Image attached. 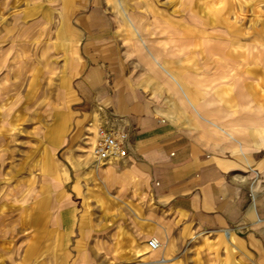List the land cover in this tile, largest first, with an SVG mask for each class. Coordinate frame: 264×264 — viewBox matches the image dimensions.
Wrapping results in <instances>:
<instances>
[{
  "label": "rangeland",
  "instance_id": "1",
  "mask_svg": "<svg viewBox=\"0 0 264 264\" xmlns=\"http://www.w3.org/2000/svg\"><path fill=\"white\" fill-rule=\"evenodd\" d=\"M215 2L123 5L152 49L206 91L211 106L226 108L225 124L242 138L252 124L264 125V97L251 100L264 75L246 73L205 46L204 38L215 32L203 30L202 19ZM89 3L112 17L109 34H84ZM222 3L238 4L243 19L237 28L253 31L254 44L263 49L264 0ZM83 56L107 64L128 85L169 81L118 0H0V264H261L241 230L234 227L230 244L223 230L206 232L155 201L145 170L129 157L95 158L98 122L77 124L66 90L67 62ZM246 66L261 70L256 62ZM221 78L237 82L223 86ZM222 89L225 99L213 100ZM107 117L103 110L101 120ZM154 238L161 249L150 247ZM214 238L221 244L210 246Z\"/></svg>",
  "mask_w": 264,
  "mask_h": 264
},
{
  "label": "crops",
  "instance_id": "2",
  "mask_svg": "<svg viewBox=\"0 0 264 264\" xmlns=\"http://www.w3.org/2000/svg\"><path fill=\"white\" fill-rule=\"evenodd\" d=\"M118 2L155 65L171 82L128 85L126 77L116 75L107 64L95 63L88 56L71 58L66 65L70 114L77 124L91 128L96 121L104 122V110L107 119L129 128L131 149L127 157L145 170L153 199L206 232L223 230L225 235L229 231L230 244L234 227L241 230L264 264V125L252 124L250 133L238 138L234 128L225 124L222 111L226 108L211 106L206 91L176 73L144 39L123 0ZM215 3L217 6L206 13L207 19H202L203 30L212 28L215 32L204 38L205 46L231 63L239 62L246 73L264 75V48L254 44L253 31L237 28L242 27L243 19L238 4L227 7L222 0ZM85 7L84 34H109L114 26L107 11L96 3ZM253 62L259 63L261 70L246 66ZM236 82L221 78L218 84ZM253 89L257 90L251 100L264 97V78H258ZM225 96L222 89L213 100L221 101ZM250 168L260 174L254 190ZM63 219H69V212L63 213ZM208 244L221 241L214 238ZM161 259V263L168 260Z\"/></svg>",
  "mask_w": 264,
  "mask_h": 264
},
{
  "label": "built area",
  "instance_id": "3",
  "mask_svg": "<svg viewBox=\"0 0 264 264\" xmlns=\"http://www.w3.org/2000/svg\"><path fill=\"white\" fill-rule=\"evenodd\" d=\"M130 149L131 130L129 128L116 119H107L98 124L92 147L93 155L98 161L125 158L129 155ZM250 172L252 173L250 185L254 190L259 183L260 174L252 168ZM149 244L153 250L161 247V242L157 238L151 239Z\"/></svg>",
  "mask_w": 264,
  "mask_h": 264
},
{
  "label": "bare ground",
  "instance_id": "4",
  "mask_svg": "<svg viewBox=\"0 0 264 264\" xmlns=\"http://www.w3.org/2000/svg\"><path fill=\"white\" fill-rule=\"evenodd\" d=\"M231 233L229 232V231H227L226 233H225V236L227 237V239L228 240H230L231 239V237H232V235H230ZM160 241V240H159ZM159 249H161V247L159 248ZM158 249V250H159Z\"/></svg>",
  "mask_w": 264,
  "mask_h": 264
}]
</instances>
